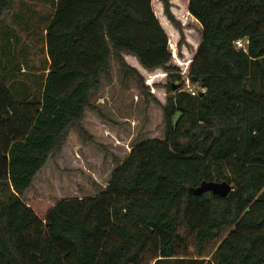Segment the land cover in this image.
Masks as SVG:
<instances>
[{
  "label": "trees",
  "instance_id": "1",
  "mask_svg": "<svg viewBox=\"0 0 264 264\" xmlns=\"http://www.w3.org/2000/svg\"><path fill=\"white\" fill-rule=\"evenodd\" d=\"M16 1L0 0V22ZM161 1L182 45L183 23ZM55 2L41 96L19 100L0 79V264H264V0H189L202 25L189 68L197 95L172 64L153 0ZM125 54L169 72L165 103L151 94L164 138L134 144L97 194L60 199L40 216L22 196L72 128L93 141L83 119L98 111L92 96L112 60L150 95ZM2 69L18 77L9 62ZM204 180L233 190L195 193Z\"/></svg>",
  "mask_w": 264,
  "mask_h": 264
},
{
  "label": "rangeland",
  "instance_id": "2",
  "mask_svg": "<svg viewBox=\"0 0 264 264\" xmlns=\"http://www.w3.org/2000/svg\"><path fill=\"white\" fill-rule=\"evenodd\" d=\"M172 2V0H171ZM175 15L182 21L185 42L180 45V32L160 11L159 0L153 1L154 10L167 31L170 39V49L173 54L172 64L178 66L179 74L185 79L184 89L189 84L199 90L200 85L189 78V68L202 41V31L190 20L187 0H174ZM44 16L50 14V6H38ZM52 12V9H51ZM10 23L5 18L3 23ZM0 25V28L2 29ZM24 54L18 56L21 65L18 77L0 79L6 81L11 91L19 100L30 97L36 100L42 94L43 83L50 65L46 45L44 24L34 25L28 21L21 34ZM12 58L10 67L15 68L16 60ZM13 54H15L13 52ZM135 56L126 55L130 65L142 73L145 83L149 86L150 95H145L138 87L134 76L125 78L118 62L112 60L111 77H103L99 91L92 96L95 109L87 108L83 125L92 135L93 141H85L75 129L69 136L58 154L51 155L44 168L35 177L33 185L23 194L24 201L31 205L40 216L60 199L68 197H84L97 194L108 184L111 172L127 158L134 144L148 138H164L162 106L153 97L164 104L168 91V73L162 68L148 70L144 68ZM1 64V63H0ZM5 73L0 69V75ZM3 82V81H2ZM190 82V83H189ZM5 83V82H4ZM171 260L159 264H171Z\"/></svg>",
  "mask_w": 264,
  "mask_h": 264
},
{
  "label": "crops",
  "instance_id": "3",
  "mask_svg": "<svg viewBox=\"0 0 264 264\" xmlns=\"http://www.w3.org/2000/svg\"><path fill=\"white\" fill-rule=\"evenodd\" d=\"M55 1L56 0H17L12 14H8L3 17V19L0 22L1 26H2V21L7 17L10 18L11 22L10 23L4 22L2 29L0 28V61L3 63L2 68L3 67L5 68L7 63L12 61V58L9 56V52H8V49L11 48L10 52L14 56L17 62L15 65V68H12L13 69L12 71L18 75L20 74L21 65H18L19 64L18 56H20L21 54H24L23 51H24L25 45L22 48L20 47L19 49V46L23 45V43L21 42V38H22L21 34L23 32V29L26 23L28 21H31L32 23H34V25H37V26L41 25V27L44 24V31L46 33V28L55 15V11H56ZM159 2H160V7H161L160 11H162L163 13L164 8H163L162 1L159 0ZM187 2L189 4V0H187ZM172 4H173L172 10L175 13L174 0H172ZM43 5L50 6L52 9V12L50 9V14L44 16V14L42 13V10L38 9V6H41L42 8ZM189 14H190V20H192V22L197 24L202 31L201 23L190 12ZM198 47H197V50H198ZM5 48H8V49L6 50ZM13 52L15 54H13ZM126 55H130V54H125V57ZM135 60H137V58H135ZM199 88H200L199 90L202 89L201 86Z\"/></svg>",
  "mask_w": 264,
  "mask_h": 264
},
{
  "label": "water",
  "instance_id": "4",
  "mask_svg": "<svg viewBox=\"0 0 264 264\" xmlns=\"http://www.w3.org/2000/svg\"><path fill=\"white\" fill-rule=\"evenodd\" d=\"M194 82H197V78L194 77ZM181 84H175L174 88L180 87ZM202 94V92L200 93ZM231 190H233V184L224 180V181H207L204 180L201 185L194 188L195 193H203L205 191H212L214 193L221 194L223 196H227Z\"/></svg>",
  "mask_w": 264,
  "mask_h": 264
},
{
  "label": "built area",
  "instance_id": "5",
  "mask_svg": "<svg viewBox=\"0 0 264 264\" xmlns=\"http://www.w3.org/2000/svg\"><path fill=\"white\" fill-rule=\"evenodd\" d=\"M236 44L238 45V47H244L245 46V41L243 39H240L236 42ZM190 83V82H189ZM188 86V91H190L193 95H197L198 94V90L193 89L189 84H187Z\"/></svg>",
  "mask_w": 264,
  "mask_h": 264
}]
</instances>
